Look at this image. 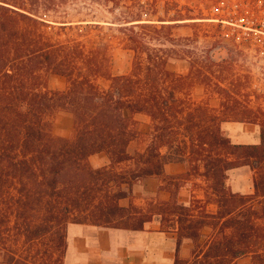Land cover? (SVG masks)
Segmentation results:
<instances>
[{
    "label": "trees",
    "instance_id": "trees-1",
    "mask_svg": "<svg viewBox=\"0 0 264 264\" xmlns=\"http://www.w3.org/2000/svg\"><path fill=\"white\" fill-rule=\"evenodd\" d=\"M76 1L0 0V242L17 245L0 264H66L69 223L143 230L156 215L178 232V250L184 239L194 242L191 258L178 253L175 264H241L246 258L264 264V107L254 106L251 94L242 95V81L228 75L235 40L227 42L225 29L234 22L232 4L223 8L215 0L218 11L208 5L194 13L175 2L166 17L154 19L157 0H90L114 15L109 26L135 53L131 71L114 74L107 44L88 48L84 39L50 34L49 28L80 35L103 26L69 17L66 8ZM206 24L218 33L173 31ZM202 37L211 43L205 59L184 44ZM216 50L227 56L215 59ZM171 59L188 60L190 70H171ZM48 73L65 76L66 88H50ZM197 83L206 87V99L193 98ZM213 96L218 106L210 103ZM58 111L74 117L70 137L53 132ZM138 113L150 117L148 133L138 129ZM224 122L259 124L260 143L234 142ZM135 140L142 147L132 154ZM100 152L109 166L92 165L91 155ZM174 161H187L188 171L167 174L166 163ZM243 166L253 171V193L229 184V171ZM148 177L161 178L170 198L121 205L132 195L124 186ZM190 181L195 192L186 203L179 193Z\"/></svg>",
    "mask_w": 264,
    "mask_h": 264
},
{
    "label": "rangeland",
    "instance_id": "rangeland-1",
    "mask_svg": "<svg viewBox=\"0 0 264 264\" xmlns=\"http://www.w3.org/2000/svg\"><path fill=\"white\" fill-rule=\"evenodd\" d=\"M167 1H169V4ZM219 1H222L223 8L232 4V10H229V13H231V20L234 22L225 29L227 42H230L232 38L235 40V44L233 45L232 42L230 46L233 64L231 67L232 70H230L228 75L230 79L242 81L244 88L242 95L243 93L251 94L252 96L250 99L254 106L264 107V0ZM175 2L178 4L191 5V7L195 9L194 13H198L200 7L205 8L208 5H213L212 9L218 11V8L215 6V0H157L158 13L157 16L153 18L157 19L158 16L166 17V8L173 7ZM74 7H77V9ZM66 11H68L69 17H74V19L101 20L103 26L101 28L95 27L80 35L76 33L77 30H67L58 34L57 29L49 28L50 34L55 39H65L69 36L84 39L88 48L94 45L103 46L107 44L112 72L114 74H124L131 71L135 53L125 46L124 35L116 29V26H109L111 24H109L108 21H114V15L111 14L107 8L90 0H77L74 5H68ZM173 13L174 11L172 10L171 14ZM62 14L64 15V13ZM50 15L51 19H54L57 13H51ZM252 26L256 28H252ZM196 28L202 31L203 35L204 33L210 35L218 33L213 26L207 24L202 26L198 25L197 27L193 25L179 26L173 31L176 35L188 36L192 35ZM184 44L187 45V48L192 49L191 51L197 53L201 59H205L204 55H206V51H211V43H206L203 37L200 39L199 44L188 41H184ZM214 55L215 59H220L222 56H227V52L216 50ZM168 67L179 73H187L191 68V63L188 60L171 59ZM62 76L63 75L48 73L47 81L49 87L54 85L51 83H54L56 79L59 80L63 78ZM99 83L102 87H106L109 82L107 79L101 78ZM207 94V89L203 84L197 83L192 89V96L197 101L206 99L208 96ZM210 103L213 106H216L215 104L219 105V97H211ZM64 113H66V111H58L53 118V132L59 136H64L61 132H64L69 127V120L63 117V115H65ZM141 147L142 143L135 140L131 144V151L135 152L136 149ZM190 184L192 185V183ZM209 209L214 211L216 206L210 205ZM16 247V244H5L0 242V249L3 251L0 259L4 257L3 254L5 255V253H8L9 249H16ZM240 262L241 264H249L250 258L243 259Z\"/></svg>",
    "mask_w": 264,
    "mask_h": 264
},
{
    "label": "crops",
    "instance_id": "crops-1",
    "mask_svg": "<svg viewBox=\"0 0 264 264\" xmlns=\"http://www.w3.org/2000/svg\"><path fill=\"white\" fill-rule=\"evenodd\" d=\"M63 78L54 81L52 89H65L67 81ZM65 78V79H64ZM52 82V81H51ZM217 101V100H216ZM216 106L218 104H215ZM64 118L69 120V127L64 136H71L74 130V117L66 112ZM138 129L148 133L152 122L148 115L138 113ZM223 130L237 143L258 144L261 141V128L259 124L247 122H224ZM167 148L163 151L167 152ZM130 153L131 146L129 147ZM90 161L96 168L109 166L111 160L105 152L91 155ZM131 164V162H129ZM187 161L168 162L165 171L170 175H179L187 172ZM192 181L181 189L179 197L188 203L192 197ZM162 180L159 177H148L135 183L131 188L132 195L121 199V205L130 206L132 203L145 206L152 198L167 200L171 194L161 189ZM229 184L233 191L244 194L254 192V174L249 166L238 167L229 171ZM190 190V191H189ZM189 191V193H188ZM188 193V194H187ZM200 196L201 193H199ZM186 196V197H185ZM213 205V204H210ZM194 242L184 239L178 250V232L176 229L164 228L161 217L156 215L153 220L146 222L143 230H132L117 227H106L92 223L71 222L67 227L66 264H175L176 256L184 259L192 256Z\"/></svg>",
    "mask_w": 264,
    "mask_h": 264
}]
</instances>
